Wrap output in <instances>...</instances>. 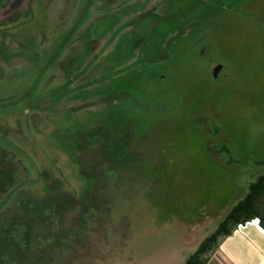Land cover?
Masks as SVG:
<instances>
[{
	"label": "rangeland",
	"instance_id": "1",
	"mask_svg": "<svg viewBox=\"0 0 264 264\" xmlns=\"http://www.w3.org/2000/svg\"><path fill=\"white\" fill-rule=\"evenodd\" d=\"M26 1L0 10V264H184L264 172V0Z\"/></svg>",
	"mask_w": 264,
	"mask_h": 264
},
{
	"label": "trees",
	"instance_id": "2",
	"mask_svg": "<svg viewBox=\"0 0 264 264\" xmlns=\"http://www.w3.org/2000/svg\"><path fill=\"white\" fill-rule=\"evenodd\" d=\"M9 189L10 188L6 190V198L13 197V192H9ZM44 190L45 194L51 192L48 185L45 186ZM10 200L11 199H7L4 202L6 203V201ZM4 202H2V206H4ZM31 211V207L26 205L22 212L25 215ZM50 213L51 216L49 217L53 226V223L59 220L58 215L63 213V209L51 207ZM219 219L216 229L200 243L198 248L186 259L185 264H207L211 255L217 249L220 241L231 235L237 226L245 225L251 220L258 219L261 226L264 227V172L259 173L255 180L249 184L247 193L244 197L233 204L224 216ZM13 225L14 224L12 223L11 227H13ZM9 229L12 228L9 227ZM0 250H11L12 256L15 252L18 256H21L24 251L18 246L14 247L5 241L0 242Z\"/></svg>",
	"mask_w": 264,
	"mask_h": 264
},
{
	"label": "crops",
	"instance_id": "3",
	"mask_svg": "<svg viewBox=\"0 0 264 264\" xmlns=\"http://www.w3.org/2000/svg\"><path fill=\"white\" fill-rule=\"evenodd\" d=\"M237 201L228 204L222 217ZM207 264H264V227L260 221L254 219L237 226L231 235L220 241Z\"/></svg>",
	"mask_w": 264,
	"mask_h": 264
},
{
	"label": "flooded vegetation",
	"instance_id": "4",
	"mask_svg": "<svg viewBox=\"0 0 264 264\" xmlns=\"http://www.w3.org/2000/svg\"><path fill=\"white\" fill-rule=\"evenodd\" d=\"M10 3V4H9ZM23 3L24 0H0V10H4L5 8L9 7L12 9L16 8V7H19L21 8L23 6ZM35 3V0H27L26 1V8L25 9H31V8H35L36 5L34 4ZM62 1L61 0H52V2L48 3L47 5L44 4V6L46 7L47 6V9H51V7L55 6V5H59L61 6ZM17 11H22V9H14L13 10V14L16 13ZM12 14V15H13ZM8 16L6 15L5 17H1L0 16V24L2 25L1 27H6L8 28L9 26L8 25H13L15 21L13 22H8V19L12 16ZM16 21H19V20H16ZM5 25V26H4Z\"/></svg>",
	"mask_w": 264,
	"mask_h": 264
},
{
	"label": "water",
	"instance_id": "5",
	"mask_svg": "<svg viewBox=\"0 0 264 264\" xmlns=\"http://www.w3.org/2000/svg\"><path fill=\"white\" fill-rule=\"evenodd\" d=\"M223 73L220 71L218 74L216 73L215 74V78L217 79V80H221L222 79V77H223Z\"/></svg>",
	"mask_w": 264,
	"mask_h": 264
}]
</instances>
